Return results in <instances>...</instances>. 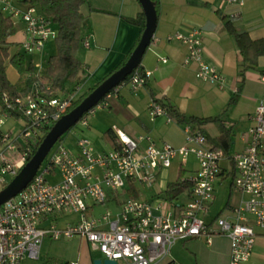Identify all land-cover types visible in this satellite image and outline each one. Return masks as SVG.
Here are the masks:
<instances>
[{"label": "built area", "instance_id": "built-area-1", "mask_svg": "<svg viewBox=\"0 0 264 264\" xmlns=\"http://www.w3.org/2000/svg\"><path fill=\"white\" fill-rule=\"evenodd\" d=\"M225 1L239 8L246 3ZM0 12L23 22L25 41L21 49L28 55L42 57L47 43L58 38L53 23L22 0H0ZM168 40L188 48L187 63L197 65L198 79L224 88V75L204 59L200 31L177 33ZM84 47L90 48L88 41ZM35 65L42 69V64ZM149 77L150 73L137 69L128 84L138 90L145 87ZM80 92L78 87L63 99L50 92V96L5 100L6 109L0 110V192L32 159L43 132L63 117ZM117 94L118 88L113 89L79 124L88 127V115L96 109H108ZM148 113L152 119L172 120L168 109L155 102ZM7 120H23L24 125L19 131L6 132ZM252 122L253 126L243 135L244 151L233 156L235 187L250 198L236 210L234 220L220 218L214 230L202 218L215 199L225 153L211 147L206 135L192 126H185L187 144L179 149L170 144L158 147L149 136L132 138L118 129L114 130L117 145L108 153L97 152L86 138L76 142L77 153L57 143L31 184L0 207V264H38L48 237L55 241L83 238L92 250L119 264H160L178 242L206 238L211 244L214 236L231 241L232 264L248 263L257 239L255 229L247 223L248 215L264 232V92ZM191 156L196 157L199 168L192 178L191 200L186 206L162 212L168 203L156 207L147 201L129 199L118 212L107 210L101 217L88 214L92 207L107 204L108 190L118 195L129 181L152 186L157 171L171 168L177 159L185 165ZM65 215H78L80 220L58 226L55 220Z\"/></svg>", "mask_w": 264, "mask_h": 264}, {"label": "crops", "instance_id": "crops-1", "mask_svg": "<svg viewBox=\"0 0 264 264\" xmlns=\"http://www.w3.org/2000/svg\"><path fill=\"white\" fill-rule=\"evenodd\" d=\"M245 1V6L239 8L225 0H158L155 37L141 62V70L150 73L147 84L138 90H133L128 81L118 86L117 97L111 101L110 107L97 109L91 114L88 127L82 128L68 148L77 153L76 142L86 138L97 152H111L115 145L108 134L116 137L115 129L132 138L149 136L158 147L170 144L179 149L185 146L186 125L171 116L170 122L167 117L152 119L148 112L154 102L167 109L174 108L185 117L219 119L226 127L230 143L227 154L221 149L225 153L221 163L222 174L216 184L213 204L202 218L213 230L220 218L234 220L236 210L250 198L235 187L233 156L246 147L243 135L253 126V116L264 92V54L257 58L256 66L249 68L242 78L240 49L229 24L238 32L246 33L251 41L264 42V0ZM140 4L139 0H87L83 6V14L90 20V26L84 33L90 48L83 46L82 57H79L85 69L80 96L100 87L127 63L139 46L146 26V15ZM136 19L140 20L137 25L129 22ZM15 25L24 30L22 22L18 21ZM196 30L202 33L205 61L225 77L224 88L198 79L197 65L187 63L188 48L181 42L168 40L174 34L189 35ZM7 78L15 84L19 75L10 70ZM201 132L213 148H216L215 140L224 136L221 125L214 122L203 125ZM175 163H178V179L183 172L184 179L192 183L199 168L196 157L191 156L185 165L179 159ZM172 168L157 171L152 186L129 181L118 195L108 190L109 199L104 209L108 206L111 207L109 210L118 212L129 199L147 201L156 207L168 203L163 205L162 212L186 206L191 200L192 188L177 200L170 201L168 198V187L176 182L168 180ZM104 213L96 206L88 214L101 217ZM79 220L78 215H65L55 221L58 226L66 227ZM247 223L255 229L257 239L253 255L246 264H264V232L255 225L250 215ZM76 239L80 244L86 242L90 245L83 238ZM231 244L228 238L221 236H214L211 244L206 238L180 241L162 263L232 264ZM100 258L106 259L101 254L96 260Z\"/></svg>", "mask_w": 264, "mask_h": 264}, {"label": "trees", "instance_id": "trees-1", "mask_svg": "<svg viewBox=\"0 0 264 264\" xmlns=\"http://www.w3.org/2000/svg\"><path fill=\"white\" fill-rule=\"evenodd\" d=\"M22 2L39 8V12L55 25L59 33L56 39L57 54L45 60L46 66L37 70L32 58L33 55L25 53L21 49L20 42H11V38L17 33L15 21L10 16L0 12V110L6 109V99L50 96V92L53 93L54 97L66 98L73 94L78 87H81L84 81L85 69L78 58V54L85 43L84 33L90 26L89 17L82 12L87 0H22ZM152 2L155 3L158 11V0H152ZM129 22L137 25L140 20H130ZM229 30L235 37V42L240 49L239 55L242 58L241 77L244 78L245 72L249 68L255 67L257 58L264 54V42L251 41L246 33L238 32L231 24H229ZM9 66H12L19 74V80L15 84L7 78ZM137 69L141 70V65ZM127 81L129 78L126 83ZM93 91L95 89L84 96H79L64 112L63 116L74 111ZM168 112L180 124L190 125L195 131H201L202 126L209 122L220 124L224 130V136L216 139L214 144L217 149H222L226 154L228 153L229 138L225 132V125L219 119L189 118L180 115L174 108H168ZM50 130L51 128L45 130L41 135L35 147L34 155ZM108 137L116 146L117 138L112 137L111 134H108ZM183 175L184 173L181 172L178 181L169 185L167 194L170 201L177 200L185 191L192 188V183L185 180Z\"/></svg>", "mask_w": 264, "mask_h": 264}, {"label": "water", "instance_id": "water-1", "mask_svg": "<svg viewBox=\"0 0 264 264\" xmlns=\"http://www.w3.org/2000/svg\"><path fill=\"white\" fill-rule=\"evenodd\" d=\"M139 2L143 6L146 15V26L139 46H137L130 59L120 70L104 81L74 111L60 118L51 128L32 159L19 175L10 182L9 186L0 192V207L18 196L31 184L56 144L79 123L85 114L95 109L100 101L110 94L113 89L115 90L118 86H121L132 75V72L138 67L140 68L142 58L155 37L158 12L152 0H139ZM93 264L119 263L114 260L100 258L95 260Z\"/></svg>", "mask_w": 264, "mask_h": 264}, {"label": "rangeland", "instance_id": "rangeland-1", "mask_svg": "<svg viewBox=\"0 0 264 264\" xmlns=\"http://www.w3.org/2000/svg\"><path fill=\"white\" fill-rule=\"evenodd\" d=\"M37 11L39 12L40 9L37 8ZM14 21L16 23L20 20L16 19ZM53 28L56 29L54 24H53ZM24 41H25V32L22 29V27L19 25V27L17 28L16 35H14L11 38V42L22 43ZM44 49L45 51L42 56L43 58L39 55L32 56L35 64H38V63L42 64V68L46 66L44 63L45 60H48L50 57L55 56L57 54L56 40L55 41L53 40L47 43L46 48ZM82 51L83 49L81 48L78 58L82 57ZM10 70H13L16 73V75H19L18 72L12 66L8 67L7 74ZM96 111L98 110L96 109ZM91 118L92 116L88 115L89 121ZM23 125H24L23 120H20L18 122H15L13 120H7L4 130H6V132L13 130V129H16L17 131H19L21 130ZM82 128L83 127L81 126V124L78 123L71 131H69L62 138V140L58 142V144L62 143L67 148H69V144L75 142L77 138L76 136H79V133H81ZM177 165L178 163H175L174 165H172L173 168L170 170V173L168 175V180L170 181V183L175 182L178 179V166ZM97 207L99 211H103V212H106L107 210L111 208L107 206L104 209V205L97 206ZM73 218H77V217H73ZM77 241L78 239L55 241V240H52V238H49V237L46 238L42 246V256L38 264H93L96 258L101 256L100 252H94L91 249V246L88 245L86 242H83L82 244H80Z\"/></svg>", "mask_w": 264, "mask_h": 264}]
</instances>
